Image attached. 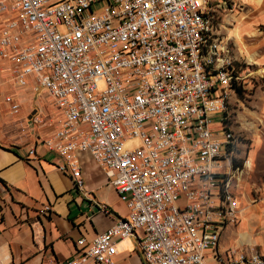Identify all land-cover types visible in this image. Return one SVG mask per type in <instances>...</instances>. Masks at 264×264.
Wrapping results in <instances>:
<instances>
[{
	"label": "built area",
	"instance_id": "obj_1",
	"mask_svg": "<svg viewBox=\"0 0 264 264\" xmlns=\"http://www.w3.org/2000/svg\"><path fill=\"white\" fill-rule=\"evenodd\" d=\"M229 5L0 0V59L13 85L31 82L62 115L42 144L78 190L77 153L90 154L129 209L89 243L80 239L75 257L52 264H115L116 243L138 231L145 264H264L254 249L217 251L238 222L235 192L250 166L225 126L229 93L243 83L214 24ZM3 101L19 111L12 95Z\"/></svg>",
	"mask_w": 264,
	"mask_h": 264
},
{
	"label": "crops",
	"instance_id": "obj_2",
	"mask_svg": "<svg viewBox=\"0 0 264 264\" xmlns=\"http://www.w3.org/2000/svg\"><path fill=\"white\" fill-rule=\"evenodd\" d=\"M236 1L244 7L230 16L229 28H216V34L243 82L241 96L229 93L225 126L237 138L238 158L248 159L250 166L235 192L242 228L232 225L234 238L229 240L223 233L230 225L225 227L219 253L239 249L244 242L264 247V217L246 218L250 207L263 201L264 190V0ZM0 88V264L64 262L77 255L80 239L89 243L127 217L129 209L90 154L77 153L83 190L57 168L63 160L42 141L58 129L60 110L45 91L37 93L31 82L25 88L15 87L8 63L1 59ZM3 94L19 103L16 114L10 113ZM41 115L42 124L35 123L33 119ZM219 119V115L212 118L215 128L222 125ZM30 150H34L32 155ZM141 237L138 231L116 243L115 264H145Z\"/></svg>",
	"mask_w": 264,
	"mask_h": 264
},
{
	"label": "rangeland",
	"instance_id": "obj_3",
	"mask_svg": "<svg viewBox=\"0 0 264 264\" xmlns=\"http://www.w3.org/2000/svg\"><path fill=\"white\" fill-rule=\"evenodd\" d=\"M229 7H230L229 11H225L224 9L223 10L221 9L218 12L215 13V17H216V20L214 21L215 29L216 28L217 29L229 28L230 27V16L233 15L234 13H236V12L241 11L242 8L244 7V3L240 2V1H236V0H233V1L230 0ZM32 86H34V85L32 84ZM35 91L37 93H41L42 92L41 89H36ZM43 117H44V115L39 116V118L36 117V119L40 122L38 124H42V122L44 121ZM132 145H133V143H127L128 147H130ZM259 150H261V149H259ZM259 180L260 179H258L257 181H259ZM262 180L264 182V177H263ZM258 184L259 185L261 184L260 181L258 182ZM261 197L263 198V201L261 203L257 204L254 207H250V209L248 208L249 210H248L247 214H250L249 217H246L248 220L249 219L250 220L253 219V216H255V217L258 216V218L260 220H262V217H264V190H263V193L261 194ZM239 219H241V218H239ZM239 224L241 225V228H242V223L240 221H238L235 226L236 227H240ZM231 226L232 225L228 226L225 229L224 233H223V235H225L226 239L228 238L229 240L230 239L232 240L234 238L233 233L231 232V230L233 229ZM258 226H259V228H261L263 226L262 221H259V225ZM236 230H239V228H237ZM261 237L264 239V237L262 235H261ZM226 243L229 244L227 241H226ZM241 247H242L243 250L254 249V250L258 251L259 253H264L263 252L264 251V249H263L264 247H261V245H259V247L254 246V248H253L252 246H250V245H248V244H246L244 242V243H242V245L240 247L238 246L237 248L241 249Z\"/></svg>",
	"mask_w": 264,
	"mask_h": 264
},
{
	"label": "trees",
	"instance_id": "obj_4",
	"mask_svg": "<svg viewBox=\"0 0 264 264\" xmlns=\"http://www.w3.org/2000/svg\"><path fill=\"white\" fill-rule=\"evenodd\" d=\"M236 93L241 96V90L240 89H236Z\"/></svg>",
	"mask_w": 264,
	"mask_h": 264
}]
</instances>
